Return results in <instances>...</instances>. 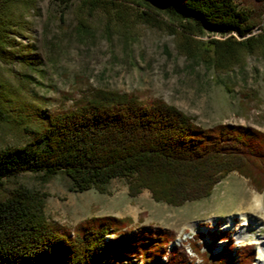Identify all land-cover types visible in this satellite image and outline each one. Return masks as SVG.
Returning a JSON list of instances; mask_svg holds the SVG:
<instances>
[{
  "label": "trees",
  "instance_id": "obj_1",
  "mask_svg": "<svg viewBox=\"0 0 264 264\" xmlns=\"http://www.w3.org/2000/svg\"><path fill=\"white\" fill-rule=\"evenodd\" d=\"M36 1L0 0V61L15 43L14 5L32 11ZM236 1L252 0H82L99 3L122 22L135 12L148 26L157 24L148 13L156 10L177 24L169 33L178 38L181 55L225 71L243 53L264 51V34L247 36L254 25ZM202 35L229 37L202 45L194 38ZM190 42L199 44V53ZM36 58L31 55L29 64L39 62ZM3 103L0 95V119ZM39 118L35 128H23L30 147L0 149V264H191L182 246L167 251L171 232L134 230L129 218L89 217L72 229L49 222L44 194L20 185L5 191L8 181L20 174L63 173L75 193H105L111 180L124 179L130 197L147 190L154 202L181 207L207 198L235 172L264 198V133L251 127L205 128L161 100L142 101L102 89L87 90L70 108ZM216 232L228 240L210 238L206 252L189 243L202 264H252V248L242 260L229 233Z\"/></svg>",
  "mask_w": 264,
  "mask_h": 264
},
{
  "label": "rangeland",
  "instance_id": "obj_2",
  "mask_svg": "<svg viewBox=\"0 0 264 264\" xmlns=\"http://www.w3.org/2000/svg\"><path fill=\"white\" fill-rule=\"evenodd\" d=\"M236 4L247 11L254 25L247 36L263 35L264 2ZM130 13L122 22L99 3L82 0H37L32 11L14 5L15 43L0 61V95L4 98L0 149L28 146L29 134L24 127L35 128L42 114L70 108L91 89L131 94L142 101L161 100L205 128L233 124L264 133L263 50L253 48V52L240 55L232 69L219 70L197 57L181 55L178 38L169 33L177 24L160 12H148L157 21L151 26L141 23L135 12ZM227 37L194 38L204 45L209 39ZM190 47L199 53V44L190 42ZM31 55L39 62L29 64ZM18 185L45 195L44 214L51 223L72 229L89 217L129 218L134 230L171 232L174 237L167 251L179 233L197 224L202 231L179 245L191 264H202V260L191 252L190 242L206 252L210 238L228 240L226 234L216 232L221 225H226L242 260L253 249L252 264L257 258V242L264 240L263 194L235 172L218 182L207 198L181 207L154 202L147 190L130 197L124 179L111 180L105 193H75L63 173H24L8 181L5 191ZM254 198L262 209L251 208ZM242 214L258 226L248 224L243 239L236 241ZM211 222L215 223L213 231L207 230Z\"/></svg>",
  "mask_w": 264,
  "mask_h": 264
},
{
  "label": "bare ground",
  "instance_id": "obj_3",
  "mask_svg": "<svg viewBox=\"0 0 264 264\" xmlns=\"http://www.w3.org/2000/svg\"><path fill=\"white\" fill-rule=\"evenodd\" d=\"M249 207H250V205H249ZM252 207L260 210V209H262V204L256 198H254V204L251 205V208ZM230 219L231 218L228 219V225L229 226L231 225ZM240 219H241L240 227H242V228L238 231V233L235 234V236H236L235 240L236 241L243 239V233L246 230V226L248 224L257 225L256 222H254V221H251V223H250L249 219L243 214L240 216ZM210 225H211L210 228H207V230L210 229V231H213L212 227H214L215 223L211 222ZM226 228H227L226 225H221V227H219L218 231H220V232L227 231ZM201 229L202 228L198 227V225L196 224L195 226L191 227V229H188L186 232L179 233V235H177L175 241L169 245V249L172 246H175V245L179 246V245L183 244L184 242H186L190 239H193L197 235V233L202 231ZM257 244H258V250H257V258L255 260V264H261L264 260V240L262 242H257Z\"/></svg>",
  "mask_w": 264,
  "mask_h": 264
}]
</instances>
